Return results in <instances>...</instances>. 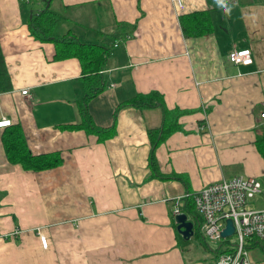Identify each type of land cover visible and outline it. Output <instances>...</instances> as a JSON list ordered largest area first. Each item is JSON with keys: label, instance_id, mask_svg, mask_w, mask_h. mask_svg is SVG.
I'll list each match as a JSON object with an SVG mask.
<instances>
[{"label": "crops", "instance_id": "1", "mask_svg": "<svg viewBox=\"0 0 264 264\" xmlns=\"http://www.w3.org/2000/svg\"><path fill=\"white\" fill-rule=\"evenodd\" d=\"M181 1L182 8L173 0H0L11 81L0 93V121L20 125L34 155L58 151L64 160L41 172L12 165L0 127V264H215L221 242L209 243L199 216H188L198 222L197 239H184L175 199L223 179L254 177L261 198L247 208L264 209L256 146L264 127V0ZM48 3L63 15L64 33L109 49L100 72L107 87L88 104L103 129L119 110L105 141L62 129L81 120L85 75L78 58L57 59L56 42L33 34L30 21ZM202 11L211 14L212 33L185 36L181 17ZM243 49L253 63H231L229 54ZM150 92L162 95L166 109L186 111L182 129L157 150L162 178L149 168V131L163 125V108L118 109ZM248 244L251 264H264V243Z\"/></svg>", "mask_w": 264, "mask_h": 264}, {"label": "trees", "instance_id": "2", "mask_svg": "<svg viewBox=\"0 0 264 264\" xmlns=\"http://www.w3.org/2000/svg\"><path fill=\"white\" fill-rule=\"evenodd\" d=\"M246 1L248 0H239L241 4H244ZM63 22V15L54 11L51 6L45 8L37 15H33V18L30 21V28L37 38L43 41L52 40L56 42L57 59L76 57L82 64L83 74L85 75V93L83 98L77 101L78 113L81 120L78 124L62 125V129H68L71 131L84 130L89 134H102L103 136H99L98 140L105 141L108 137L112 136L115 130L116 115L119 110L115 113V122L113 126L103 129L95 125L89 113L88 104L107 87L100 72L105 68L106 61L109 57V49L106 46L99 44L82 43L70 31L60 35L58 29ZM181 26L185 36H203L211 34L213 31V22L211 14L208 11L194 12L182 16ZM10 89L11 81L0 47V93L7 92ZM125 106H133L136 108H163V125L159 129H152L149 131L151 143L149 168L152 176L160 178L164 177L160 170L157 150L173 133L182 129L178 119L186 111L166 109L164 99L158 92L138 94L130 101L121 103L118 109ZM2 144L8 161L12 165H19L24 171L41 172L51 170L58 168L64 162L61 153L58 151L34 155L29 149L25 133L20 125L6 127L2 135ZM256 146L264 159V127L257 135ZM182 210L183 213H186L193 219L198 218L195 203L192 199L187 200V203L183 205ZM198 230L201 231V227H198ZM250 239L255 238H249L247 243ZM234 240L228 238L221 242L222 246L218 249L220 255L231 251L232 246L234 245ZM258 241L262 242L260 240ZM226 244L228 247L224 251L223 245ZM247 249L249 250V244H247Z\"/></svg>", "mask_w": 264, "mask_h": 264}, {"label": "built area", "instance_id": "3", "mask_svg": "<svg viewBox=\"0 0 264 264\" xmlns=\"http://www.w3.org/2000/svg\"><path fill=\"white\" fill-rule=\"evenodd\" d=\"M182 8L181 0H173ZM229 60L235 65L249 66L253 63V54L250 49L234 50L229 54ZM23 94H28L24 90ZM264 117V114H262ZM12 124L11 120L3 119L0 127ZM262 184L254 177L238 176L233 179H223L211 183L196 193L184 195L175 199L173 209L174 218L183 213L184 203L192 199L196 212L202 216L200 225L202 234L211 242H220L222 231L227 220H232L236 238L230 252L221 254L215 264H251L247 240L255 238L264 242V209L251 210L247 208L248 201L261 193ZM39 240L43 248H47L49 241L47 235L38 229ZM228 239V238H226Z\"/></svg>", "mask_w": 264, "mask_h": 264}, {"label": "water", "instance_id": "4", "mask_svg": "<svg viewBox=\"0 0 264 264\" xmlns=\"http://www.w3.org/2000/svg\"><path fill=\"white\" fill-rule=\"evenodd\" d=\"M48 6H49V3H48ZM175 222L177 224V230L179 234L184 239H190L194 235L195 233L194 227H195V224H197L198 222L190 221L186 213L177 215L175 217ZM234 232H235V227H234L233 221L229 219L227 220L226 227L222 231L221 235L223 238L226 239V238H230L231 236H233Z\"/></svg>", "mask_w": 264, "mask_h": 264}, {"label": "rangeland", "instance_id": "5", "mask_svg": "<svg viewBox=\"0 0 264 264\" xmlns=\"http://www.w3.org/2000/svg\"><path fill=\"white\" fill-rule=\"evenodd\" d=\"M67 29H68V26H67V24H66V25H64V26L59 27L58 32H59V33H64ZM259 181H260V180H259ZM260 182H261V181H260ZM260 198H261V196H259V197L255 196V197L252 198L249 202H250V203H259ZM249 202H248L247 206L249 205ZM196 214H197V215L199 216V218L202 220V216H201L199 213H196ZM235 238H236L235 236H231L229 239L234 240ZM191 239H192V240H195V239H197V237H196V236H193V237H191ZM220 242H222V241H220ZM209 243H211L213 246L218 245V242H209Z\"/></svg>", "mask_w": 264, "mask_h": 264}, {"label": "clouds", "instance_id": "6", "mask_svg": "<svg viewBox=\"0 0 264 264\" xmlns=\"http://www.w3.org/2000/svg\"><path fill=\"white\" fill-rule=\"evenodd\" d=\"M230 12H231V9H227V14H230Z\"/></svg>", "mask_w": 264, "mask_h": 264}]
</instances>
